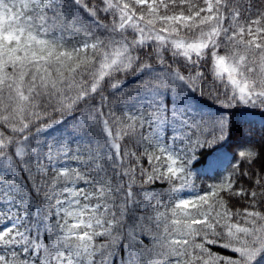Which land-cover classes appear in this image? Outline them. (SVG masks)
Here are the masks:
<instances>
[{
	"label": "snow or ice",
	"instance_id": "snow-or-ice-1",
	"mask_svg": "<svg viewBox=\"0 0 264 264\" xmlns=\"http://www.w3.org/2000/svg\"><path fill=\"white\" fill-rule=\"evenodd\" d=\"M0 264H264V0H0Z\"/></svg>",
	"mask_w": 264,
	"mask_h": 264
}]
</instances>
